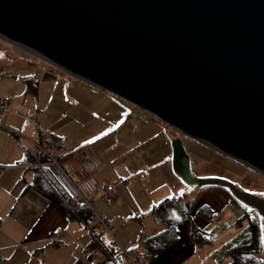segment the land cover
I'll use <instances>...</instances> for the list:
<instances>
[{"label":"water","instance_id":"water-1","mask_svg":"<svg viewBox=\"0 0 264 264\" xmlns=\"http://www.w3.org/2000/svg\"><path fill=\"white\" fill-rule=\"evenodd\" d=\"M0 37L264 175V0H0ZM173 169L198 178L183 140Z\"/></svg>","mask_w":264,"mask_h":264},{"label":"crops","instance_id":"crops-1","mask_svg":"<svg viewBox=\"0 0 264 264\" xmlns=\"http://www.w3.org/2000/svg\"><path fill=\"white\" fill-rule=\"evenodd\" d=\"M0 75H2L0 78L10 76L4 73ZM75 80L77 87L72 85V88H69L71 93L87 96V99L91 98V105L85 101L78 102L77 97L70 96L71 112L75 113L70 117V121L76 119V116L84 117L85 113L90 115L99 111L102 113L101 126L91 133H95L93 136L90 138L87 136L88 139L81 141L78 146L72 141L67 147L70 149L69 152L63 150L62 145L63 138L72 135L66 132L70 121L66 124H58L56 128L54 126L57 123L52 127L49 126L50 130L54 131L51 133L61 145V154H65L61 161L68 174L59 175V178L76 198L77 195L95 194L94 210L105 219L110 230L102 233V236L106 241L114 239L121 248L131 250L135 257L134 253L141 251V241L166 228L164 222L156 216L149 215L151 208L164 199L179 196L178 191L183 190L181 179L170 167L172 165L173 168L171 145L173 138L164 133L165 127L159 119L143 111V115H138L133 110L125 116L126 107L117 101L119 97L90 85L89 89L83 85L87 84L86 82L76 77ZM37 83L38 81L28 80L26 92L32 90L37 94ZM3 101H8L11 108L18 107L16 106L18 103L14 105L10 100L0 99V103ZM10 114L11 116L8 117ZM147 114L151 117H147ZM111 115L115 117L110 118ZM14 116L19 115L9 113L4 118L0 117V264H105V257L102 254L97 256V263L89 257L88 253L92 249L90 247L93 241L87 225L79 220L68 219L55 203L37 190L27 188V184L32 179V174L27 173V170L31 165L37 164L30 154V149L35 142L42 141L44 137L39 129L31 126L33 120L29 119V124L22 125ZM129 118L131 121H128ZM103 125L110 126L106 132L103 131ZM117 127L118 132L126 135L125 138L120 139L118 132L112 133ZM74 129L78 128L74 127ZM122 129L125 132L119 131ZM145 144L151 145V150L158 145L165 157L163 160L144 162L140 170L147 174L139 178L136 174L140 170L131 172L127 162L124 164L119 162L114 166V162L108 161L105 157L108 151L122 145L137 150L139 145ZM159 165L164 166L161 173L156 172ZM116 166L121 169L120 172ZM101 172L106 174V181L102 180ZM105 182L112 183L117 191L112 203H107L101 198ZM148 182L154 187L148 191L145 188L144 192V186ZM135 188L140 189L138 196L134 191ZM105 202L114 203L112 210L104 208ZM57 230H61L60 239L51 240ZM190 237L189 245H192V242L194 245L189 253L168 254L177 241L162 254L150 259L145 258L148 260L146 264L189 263L204 245L203 240H199L198 244L195 243L193 234ZM207 243L211 244V240ZM180 250L183 251L182 248ZM231 262L230 256L229 263Z\"/></svg>","mask_w":264,"mask_h":264},{"label":"rangeland","instance_id":"rangeland-1","mask_svg":"<svg viewBox=\"0 0 264 264\" xmlns=\"http://www.w3.org/2000/svg\"><path fill=\"white\" fill-rule=\"evenodd\" d=\"M63 72L60 68L41 59L31 51L0 37V73L10 75L0 78V99L10 100L14 105L18 103L16 105L18 106L17 108H12L19 112V116L14 117H17L22 125L29 124V118L30 120L33 118L31 122L33 125L31 124V126L39 129V132L51 133L54 131H51L49 126L52 127L57 123L54 126L56 128L58 124H66L70 121V117L75 115V113L72 114L71 112L70 96L77 97L79 99L78 102L85 101L91 105V98L87 99V96L71 93L69 88H72V85L77 87V82L74 76ZM28 80L38 81L37 94L32 90L28 91V93L26 92ZM83 85L90 89L91 85L89 86V84L85 83ZM117 101L126 107L125 116L129 115L130 110L135 111L138 115H143L140 109L126 101L122 99ZM114 111L116 112L117 110L115 109ZM101 115L102 113L96 111L90 113V115L85 113L84 117L76 116V119L71 120L66 132L72 135H67L63 138V150L69 152L70 149H67V147L72 141L78 146L81 141L83 142V140L93 136L95 133H91L101 126ZM149 115L147 117H151ZM10 116L11 114L8 115V117ZM28 116L29 118H27ZM35 116L36 119H34ZM109 117L114 118L115 116L111 115ZM130 119L128 121H131ZM162 124L165 127L164 133L170 138L180 137L183 140L191 159L192 172L196 177L227 180L244 192L253 193L264 198V175L195 139L185 137L169 125L163 122ZM74 127L78 129L75 130ZM81 127L83 128L81 129ZM102 127H104L103 131L106 132L110 126L103 125ZM55 130L57 132V129ZM119 131L125 132L123 129ZM117 132L118 127L112 130L114 134ZM118 137L123 139L126 135L118 132ZM162 153L163 150L160 151L158 145L154 146L153 150H151V145L148 146L147 144L139 145L137 150L122 145L119 148L108 151L105 157L108 161L114 162V166L116 163L119 164V162L123 164L127 162L129 170L137 172L144 166V162L163 160L165 156ZM170 167L173 169L172 165ZM163 168V165L157 166L156 172L161 173ZM117 169L119 172L121 171L119 167ZM102 174V180L106 181V174ZM146 174L147 172H143L141 169L136 176L139 178ZM180 181L182 182V180ZM182 185L183 190L178 191L177 194L179 196L185 195L189 200L194 198V202L190 213L178 227L179 240L168 254L175 255L177 252L179 254L189 253L194 245L193 242L192 245H189L191 242L190 236L193 234L194 242L198 244L199 240H203L204 245L199 250L198 255L186 264H230L228 248L236 245L246 237L249 231V218L247 215L254 217L256 210L239 205L225 189L190 187L183 182ZM153 187L152 183H146L144 192L145 188L148 191ZM134 191L138 196L140 189L135 188ZM137 196L136 198L139 199ZM113 204L105 202L103 205L105 209L112 210ZM96 209H98V205H96ZM261 226L263 229L262 220ZM114 229L116 230V224ZM204 236L210 237L211 244L204 240ZM181 248L183 251L180 250ZM262 258L264 259V252Z\"/></svg>","mask_w":264,"mask_h":264},{"label":"trees","instance_id":"trees-1","mask_svg":"<svg viewBox=\"0 0 264 264\" xmlns=\"http://www.w3.org/2000/svg\"><path fill=\"white\" fill-rule=\"evenodd\" d=\"M63 156L65 154H61L60 158H63ZM40 160L43 161L44 158L42 157ZM27 173L32 174V179L27 184V188L37 190L55 203L68 219L79 220L86 225L89 209L68 191L57 174L37 164L31 165ZM235 201L244 207L237 200ZM193 202L194 199L188 200L185 196H178L164 199L152 207L149 215L156 216L160 221L164 222L166 228L162 232L141 241V251H137V254L136 252L134 253L135 260L150 259L162 254L173 246L179 238L178 226L190 213ZM247 216L249 218V231L246 237L236 245L228 248V253L232 257L231 264H264V259L262 258L264 233L260 216L257 212L254 217ZM203 238L205 241L211 240L207 236ZM90 248L100 251L102 256L105 257V264H124L123 252L114 239L106 241L102 236L100 240L92 242Z\"/></svg>","mask_w":264,"mask_h":264},{"label":"built area","instance_id":"built-area-1","mask_svg":"<svg viewBox=\"0 0 264 264\" xmlns=\"http://www.w3.org/2000/svg\"><path fill=\"white\" fill-rule=\"evenodd\" d=\"M14 113L19 115L17 110L11 108V104L8 101H3L0 103V117L4 118L7 114ZM30 119V118H29ZM33 120V118H31ZM43 140L35 142L33 147L30 149V154L35 158L38 165H41L47 169L52 170L55 174L61 176L68 174L62 166V161L60 158L61 155V145L58 143L54 135L50 132H42ZM44 158L43 161L40 158ZM94 193L90 195H77V199L83 205L89 209V216L86 220V225L89 228L90 236L93 242H96L101 239L102 233L110 232L109 227L103 217L98 215L94 210ZM117 196V191L115 186L108 182L104 185L102 199L107 203H112ZM61 230H57L51 237V240L60 239ZM124 255V264H146L147 259H141L139 261L135 260L131 250H126L121 248ZM90 259L97 263V256L101 253L97 249L89 250Z\"/></svg>","mask_w":264,"mask_h":264}]
</instances>
